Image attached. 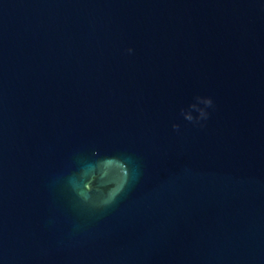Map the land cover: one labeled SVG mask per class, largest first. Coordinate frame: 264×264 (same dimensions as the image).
Here are the masks:
<instances>
[{
    "label": "clouds",
    "instance_id": "obj_1",
    "mask_svg": "<svg viewBox=\"0 0 264 264\" xmlns=\"http://www.w3.org/2000/svg\"><path fill=\"white\" fill-rule=\"evenodd\" d=\"M128 51L131 52L132 50L129 49ZM197 100L200 103H203L206 107L212 106V104H213V101H212L211 98L197 97ZM191 108L199 112V118H202V119H206L207 118L208 114L203 108H198V106L196 104L191 105ZM183 115H184V118L186 120H188V121H193V119H194V117L191 115L190 112H184ZM178 127H179L178 125H173L174 129H176Z\"/></svg>",
    "mask_w": 264,
    "mask_h": 264
}]
</instances>
